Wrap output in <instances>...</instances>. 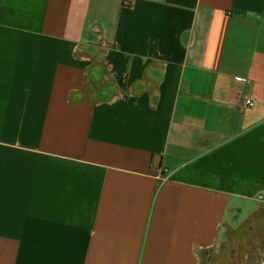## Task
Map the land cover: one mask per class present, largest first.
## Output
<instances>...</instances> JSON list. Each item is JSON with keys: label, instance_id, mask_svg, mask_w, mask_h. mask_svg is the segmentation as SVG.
<instances>
[{"label": "crops", "instance_id": "0c3cea01", "mask_svg": "<svg viewBox=\"0 0 264 264\" xmlns=\"http://www.w3.org/2000/svg\"><path fill=\"white\" fill-rule=\"evenodd\" d=\"M245 210L264 0H0V264H203Z\"/></svg>", "mask_w": 264, "mask_h": 264}, {"label": "rangeland", "instance_id": "374dc122", "mask_svg": "<svg viewBox=\"0 0 264 264\" xmlns=\"http://www.w3.org/2000/svg\"><path fill=\"white\" fill-rule=\"evenodd\" d=\"M248 213L246 210L234 213L233 225L244 224L243 230L230 233L228 242L206 257L203 264H264V228L258 229L264 212L254 219Z\"/></svg>", "mask_w": 264, "mask_h": 264}, {"label": "built area", "instance_id": "2783aa9c", "mask_svg": "<svg viewBox=\"0 0 264 264\" xmlns=\"http://www.w3.org/2000/svg\"><path fill=\"white\" fill-rule=\"evenodd\" d=\"M126 6H132L135 0H123ZM243 105L247 108H253L255 106V101L252 98H245Z\"/></svg>", "mask_w": 264, "mask_h": 264}, {"label": "flooded vegetation", "instance_id": "af4514ba", "mask_svg": "<svg viewBox=\"0 0 264 264\" xmlns=\"http://www.w3.org/2000/svg\"><path fill=\"white\" fill-rule=\"evenodd\" d=\"M259 230H261V228H259Z\"/></svg>", "mask_w": 264, "mask_h": 264}]
</instances>
